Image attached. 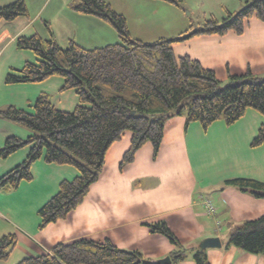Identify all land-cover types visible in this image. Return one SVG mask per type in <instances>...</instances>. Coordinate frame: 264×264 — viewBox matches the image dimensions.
I'll use <instances>...</instances> for the list:
<instances>
[{"label": "trees", "instance_id": "trees-1", "mask_svg": "<svg viewBox=\"0 0 264 264\" xmlns=\"http://www.w3.org/2000/svg\"><path fill=\"white\" fill-rule=\"evenodd\" d=\"M74 11L94 15L107 21L117 33L118 43L86 49L73 40L61 48L53 39L37 34L15 40L18 50H28L33 61L5 74L7 85L31 84L61 77V92L72 90L77 105L71 112L60 111L45 93L34 101V112L9 105L0 109V118L16 123L32 132L26 139L8 136L0 147L5 159L28 146L25 160L0 177V192L16 189L21 182L33 180L31 166L36 161L73 167L77 175L62 180L56 193L38 210L39 229L63 220L79 207L105 165L109 148L126 132L130 143L122 155L119 169L134 161L135 154L146 143L157 155L164 138L165 124L174 117H184L185 125L198 123L203 132L215 122L227 127L239 121L251 109L264 119V77L253 75L247 68L243 74H230V81L219 88L216 73L188 55L176 56L173 44L194 36H224L229 32L240 36L245 21L251 17L264 23V0H249L238 12H227L218 21L206 19L201 27L173 38H160L152 43L132 39L125 17L104 0H75ZM181 7L184 0H158ZM27 16L24 0L0 7V20L12 22ZM187 32V34H185ZM185 34V35H184ZM264 143V122L259 126L250 146ZM229 186L264 199V182L248 178L226 181ZM150 233L164 236L174 249L169 252L171 264L186 259L192 251L195 264H209L206 249L184 247L163 221L144 224ZM228 235L225 247L234 246L250 254L264 252V214L245 220ZM16 243L14 235L0 238V260H5ZM137 250L119 249L110 240L79 238L53 246L49 253L25 257L16 264H157Z\"/></svg>", "mask_w": 264, "mask_h": 264}, {"label": "rangeland", "instance_id": "rangeland-1", "mask_svg": "<svg viewBox=\"0 0 264 264\" xmlns=\"http://www.w3.org/2000/svg\"><path fill=\"white\" fill-rule=\"evenodd\" d=\"M14 1L16 0H0V7L13 3ZM104 1L109 3L114 11L125 17L132 39H138L145 43H152L160 38H173L185 31H191L189 28L192 25L194 28L201 27L203 22L210 17H214L218 21H221V19L226 16L227 12L240 11L249 0H184L181 7L158 0ZM24 3L27 9V16H19L12 22H5L3 20H0V22L6 23L7 25L12 24V28L16 27V25L20 28V24L25 25L28 23L26 29L35 30L39 33L38 36L43 40L48 39L50 37L49 32H51L52 39L61 48L66 47L69 40H73L86 49H93L95 47H102V45L119 42L117 33L107 21L94 15L74 11L72 6L76 3L75 0H24ZM251 19L252 22H256L255 20H257L251 17L245 21V26H247V23L250 22ZM257 21L260 22L258 24L262 27H260L261 30H259V32H256L259 34L253 38H255L256 42L261 44L260 46L253 43V45L250 46L248 42L243 39L240 42L232 44L231 48H226L225 52L217 49L210 50V52H207V58H204L203 55L205 57L206 55L201 53L203 59L210 60V62H206V65L211 66L210 68L216 73L217 80L219 81V88H223L229 84L230 74H243L248 67L256 77H264V23L259 20ZM23 25H21V27ZM187 32L185 34H187ZM228 36L235 37V34L229 32ZM181 42L180 44L181 47L184 48V51L195 49V44L192 42H190V44L185 40ZM200 48H204V46H200ZM11 50L14 49L6 48L2 50L0 60H5L7 58L6 61H9ZM20 51H22V54H28L26 56H31L32 58L30 59L34 60V55L31 51L18 50L16 52ZM19 59V57L11 58L10 61L15 65H21L19 63L23 60ZM54 80H60L63 83L61 77L55 76L45 80L46 82L31 83L30 85L37 86L38 88L46 86L45 89H47L51 102L57 106L58 109L72 111L78 104L76 95L72 90L65 92L58 91V88H55L52 84ZM37 91L39 90L34 89V93ZM38 95H40V93L34 96L35 99ZM68 96H70V99ZM14 99L13 101L18 103V105L22 102L21 100ZM35 99L33 98L30 102H25L23 105L26 109L25 111L29 113L34 112L32 104H34ZM74 101L76 105L73 103ZM182 118L183 119L174 117V119H172L173 121H170V126L176 127L177 135L175 131L167 130V138L156 156H154L152 147L149 143H146L140 149L139 164L145 168L143 174H138V161L134 160L130 169L126 170V168H129L127 167L129 164L124 165L123 173L118 174L119 177H116L126 183V188H129V184L132 183L139 185L144 195H146L148 191L157 193L155 199L149 204H144L140 210L145 211L144 214H147L149 210L153 208V211H151L143 223L155 224L164 219H169L175 227V236L184 247L190 245L199 246L202 240L201 237H203L205 233L207 234L214 231V227H216L217 230L219 229L218 231L220 232L215 231L213 234L221 236L222 239L225 238L227 233L234 231L233 229L236 227L235 225L231 230L233 227L232 222L240 224L242 223L241 221L250 219V215L255 212L256 207L260 204L262 205V201L255 198L249 192L244 193L236 187L226 184L223 178V167H229L231 162L224 159V152L212 153L227 150V145L219 142L217 137L210 140L212 131L208 134L209 139L203 136L202 132H199L198 128L201 127L198 123H193V126L197 127L196 132L190 129L186 134V125L184 126V121H182L185 119L184 117ZM235 124L231 125L229 128H233ZM23 130L32 134V132L26 128H23ZM129 143L130 133L126 132L119 142L113 144L111 152L115 149L117 153L114 159H109L107 161V169L110 167L116 169L118 163H120L122 159V155L127 151ZM23 148L29 149L28 146ZM250 148L252 147L250 146ZM212 159H215L216 162H212ZM138 180L140 182L136 183ZM110 183L111 180H109L105 173L103 179L99 182V185H97V188L109 187ZM7 194L9 193L6 191L0 192V196H5ZM208 199L213 200L217 211L220 209V211L223 212L222 218L219 219L216 217L218 212H216L215 215L207 214L204 202ZM4 201L5 200L0 199V204L4 203ZM9 204L12 206L11 209L13 208L15 210L13 216L18 219L21 227V230L18 229L19 231H23V226L25 225L32 228L35 225L36 227V224L32 225V223L35 213L39 222L38 211L33 215L31 210H29L26 205H23V203L18 204L12 202ZM223 205L230 206V210L224 211ZM167 206H169L168 209L171 210L166 215L158 213L162 210L165 211ZM4 210L6 213L10 212V210ZM219 221H221L220 225L217 223L216 226V222ZM3 223L5 224V222ZM38 226L39 223H37V229H39ZM144 228L145 231L142 232L143 235H136L140 237L141 240L137 243V246L136 244L131 246L135 247L132 248V250H147L148 246H153V241H155V238L152 237L153 233H150L148 227ZM135 229L137 230V228ZM125 230L130 231L131 227H125ZM114 232L115 230L109 231V233ZM108 236L110 237V242L119 249H128L127 247L129 244H125L124 240L120 237H116L112 234H108ZM105 239L107 238L103 237L100 241ZM166 241L160 242L158 246L172 247L170 250L171 252L174 246L169 244V241V243ZM164 242H166V246L161 244ZM23 251L22 248L18 249V247H16L5 260H0V264H7L11 261L17 263L24 258L21 256ZM155 252L156 251H153V253ZM192 253V251H185L184 254L187 257L186 259L192 260Z\"/></svg>", "mask_w": 264, "mask_h": 264}, {"label": "crops", "instance_id": "crops-1", "mask_svg": "<svg viewBox=\"0 0 264 264\" xmlns=\"http://www.w3.org/2000/svg\"><path fill=\"white\" fill-rule=\"evenodd\" d=\"M255 21L256 22H252L251 19L250 22L247 23V26H245L244 33L240 36L235 35V37H230L228 36L229 33H227L224 36L201 35L191 37L185 41L189 44L190 42L195 44V49H188V51L183 50L184 48H182L180 44L182 42L174 43V53L175 55L179 56L188 55L191 58L198 60L204 67L212 69L210 68L211 66L206 65V62H210V60L203 59V57H208L207 52H210V50L217 49L225 52L226 48H231L232 44L240 42L243 39L244 41H247L248 45L250 46L253 44L258 46L261 45L256 42L255 38H253L259 34L256 32H259V30H261L260 27H262L260 24H258L260 22L257 20ZM11 25L0 22V59L2 50L6 48L14 49L11 50L12 52L9 55V61H6L7 58L5 60H0V109L6 108L9 105H13L26 110L23 106L25 102H30V100L33 98L35 99L34 96L38 93L48 94L47 89H45L46 86L38 88L37 86L30 84L7 85L4 83V77L10 68H20L24 62L33 61L30 59L32 58L31 56H26L28 54H22V51L16 52L18 49L15 47V40L20 36H31L34 34L38 35L39 33L35 30L26 29L28 23L25 25L20 24V28H18L17 25L16 27L12 28ZM21 25L23 26L21 27ZM200 46H204V48H200ZM201 53H204L206 57L204 55L201 57ZM16 57H19V60H23L21 63H19L21 65H15L11 63L12 61H10V59ZM52 84L55 86V88H58V91H60L63 85L60 80H54V83ZM34 89L39 91L34 93ZM68 98L70 99V96H68ZM13 99L21 100L22 102L20 105H18V103L13 101ZM73 103H75V101ZM55 108L58 109L57 106H55ZM58 110L64 111L61 109ZM172 119L168 120L165 124L164 138L161 146L167 138V130H173V132L175 131V134L177 133L175 129L176 127L170 126L169 124ZM179 119L183 118L179 117ZM182 121H184L185 126V120ZM263 122L264 119L261 115L255 111L247 110L245 115L236 122L233 128L227 127L221 121L213 123L206 132H203L202 128H198L199 132H202V135L206 136L207 139H209L208 134L212 131L210 140L217 137L219 142L227 145V150L212 153L215 154L224 152V159L231 162L229 167H223V178L225 182L234 178H248L264 182V143L256 148H250V141L256 136L258 127ZM193 125V123H190L188 126H186V134L190 129H193L194 132L197 131V127ZM11 135L24 139L28 137L30 133L23 130V128H21V126L16 123L0 118V147L3 146L5 139ZM112 146L106 153L105 165L98 181L91 186L90 191L85 197L83 203L71 211L65 219L51 223L42 229H37V223L39 222L35 212H37L38 209H40L42 205L56 193L58 185L62 180L73 179L77 175V172L71 166L46 164L41 160L33 163L31 166L33 180L30 182L23 181L16 189L6 190V192L9 194L0 196V199L5 200L4 203L0 204V238L7 235H14L16 238V243L13 249H16V247H18V249L22 248L24 251L21 253V256L24 258L33 257L32 255L37 256L44 253H49L51 248L56 244L69 243L79 238H89L95 241H100L101 238L106 237L108 240H110L108 234L120 237L124 240L125 244H129L127 247L128 249L126 250H132V248H135L131 246L135 244L137 246V243L141 240V238L136 235L140 236V234L145 231L144 227L146 226L143 222L146 220L151 211H153V208H151L147 214H144L145 211L140 210L144 204H149L153 199H155L157 193L148 191V193L144 195L141 192L140 186L132 183L129 184V188H126V183L118 178V174H122L124 171L123 168L122 170L119 169V163L116 169H113L112 167L107 169V161L109 159H114L117 153V150L115 149L113 152H111ZM28 150L29 149L23 148L4 160L1 159L0 177L22 163L25 160L24 158L28 153ZM139 158L140 150H138L135 154L134 160L138 161V174H143L145 168L139 164ZM211 161L216 162L215 159H212ZM131 165H133V162L127 166L129 168H126V170L130 169ZM105 173L109 180H111V183L109 187L99 189L97 188V185H99V182L103 179ZM138 182L140 181H136V183ZM210 200L213 202L212 199ZM260 200L262 201V205L259 202L260 205L256 207L255 212L250 215V219L257 218L256 216L259 217L260 215L264 214V199ZM12 202H16L18 204L23 203V205H26L27 208L31 210L33 215L35 213L32 225L36 224V227L35 225L33 228L25 225L23 226V231L18 230L21 227L18 219L13 216L15 214V210L13 208L11 209L12 206L9 204ZM223 206L224 211L230 210V206ZM168 208L169 206H167L165 211L162 210L158 213L166 215L171 210ZM4 209L10 210V212L6 213ZM216 212H218L216 217L219 219L222 218L223 212L220 211V209L217 211L215 207V213ZM3 222H5V224ZM163 222L167 224L169 229L175 235L176 231L173 223L169 219H164ZM217 223L220 225L221 221L216 222V226ZM238 224L232 222L233 227L231 230L235 227V225L237 226ZM127 226L131 227L130 231L125 230V227ZM135 228H137V230ZM213 229L214 231H211L207 234L205 233V235L201 237L202 240L205 238L218 237L221 241L220 248L206 249V257L209 264H264V252L261 254H250L234 246L225 247L224 245L230 232H228L227 236L222 239L221 236L213 234L215 231L220 232L218 231L219 229L217 230L216 227ZM110 230H115V232L109 233ZM152 237L155 238V241H153V246H148L147 250H143L139 247L141 250L137 251H139L144 257L154 260L166 257L172 247H159L158 244H160L162 241H166L167 239L159 234H153ZM166 242L169 243L168 240ZM166 242L161 244L166 246ZM153 251L156 252L153 253ZM7 264L16 263L11 261ZM177 264L195 263L192 260L184 259Z\"/></svg>", "mask_w": 264, "mask_h": 264}, {"label": "water", "instance_id": "water-1", "mask_svg": "<svg viewBox=\"0 0 264 264\" xmlns=\"http://www.w3.org/2000/svg\"><path fill=\"white\" fill-rule=\"evenodd\" d=\"M221 247V241L218 237H212V238H205L203 239L200 244L199 248L202 250H205L207 248H220ZM157 264H171V259L167 255L164 258L158 259Z\"/></svg>", "mask_w": 264, "mask_h": 264}, {"label": "built area", "instance_id": "built-area-1", "mask_svg": "<svg viewBox=\"0 0 264 264\" xmlns=\"http://www.w3.org/2000/svg\"><path fill=\"white\" fill-rule=\"evenodd\" d=\"M204 206H205L207 214L211 215V214L215 213L214 204L210 199H208L206 202H204Z\"/></svg>", "mask_w": 264, "mask_h": 264}]
</instances>
